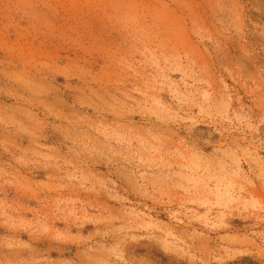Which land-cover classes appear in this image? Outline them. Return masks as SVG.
<instances>
[{"label":"rangeland","instance_id":"374dc122","mask_svg":"<svg viewBox=\"0 0 264 264\" xmlns=\"http://www.w3.org/2000/svg\"><path fill=\"white\" fill-rule=\"evenodd\" d=\"M0 264H264V0H0Z\"/></svg>","mask_w":264,"mask_h":264}]
</instances>
